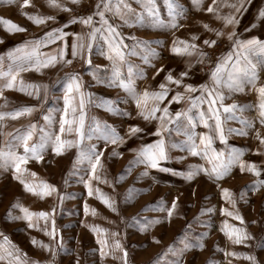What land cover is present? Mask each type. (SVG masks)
<instances>
[{
    "label": "rangeland",
    "instance_id": "obj_1",
    "mask_svg": "<svg viewBox=\"0 0 264 264\" xmlns=\"http://www.w3.org/2000/svg\"><path fill=\"white\" fill-rule=\"evenodd\" d=\"M133 1L122 0L120 13L104 15V20H101L97 14V5H100V11H104L105 0H96L93 6L87 3L78 8L72 0H59L71 11L51 7L47 0H30V5L24 8L21 7L22 0H0V17L10 19L26 29V31L8 32L0 23V71L6 73L12 69L15 72L17 58L24 55L25 48L32 51L35 48L34 42L40 44L36 50L41 56L58 55L59 51L63 50L65 57L63 62L42 68L40 71L25 64L26 70L15 72L17 87L14 88L3 87L7 80L0 76V91H2L0 111L14 112L23 106L34 107L31 114L16 118L4 116L0 119V147L7 150L6 145L10 143L13 151L23 154V142L16 137L31 131L29 143H38L45 133L54 135L59 132L60 118L65 111L64 96L68 73L77 74L81 81V91L85 95L86 128L94 126L96 122H99L101 126L106 123L115 127L120 136L125 137L122 143L109 142L107 145L103 138L99 137V133H94L91 139L85 137L83 146L95 144L104 153L101 158L103 167L98 168L97 171L99 179L90 180L93 188L91 196L83 183L84 180H89L87 165L80 164L73 168L77 154L75 146L68 148L61 155L53 153L49 146L43 153V160L38 162L35 159H29L25 165H22L28 170L21 174L27 182L44 180L56 186L57 193L43 199L26 191L20 181L14 179L13 169L10 166L8 168L0 166V245H3L7 251H13L15 246L25 264L29 261H40L41 264H76L77 259L79 264H122V251L117 249L114 243L118 239L128 252V264H172L176 253L168 250L169 245L175 242V247L180 249L183 247L181 241L194 243L200 239L203 247L196 246L185 250L182 254L183 264H264V247L259 246L261 242H264V187L254 188L257 182L264 181V145L260 144L256 135L257 131L264 135V124L260 122V112L255 110V105L259 106L261 103V100L258 102L260 98L255 104L245 91L230 90L226 83L219 85L230 92H237L238 94L233 97L243 106L242 109L227 112L226 119L229 122L225 127L227 139L222 142L218 134L214 132V125L206 130L202 129V125L199 126L197 103L189 107L191 100H187L184 95L179 102L171 101L177 91L186 92L185 88L165 81L169 71L178 78L181 72H187L188 75L182 78L183 84H192L196 86V89L206 79L210 81L211 73L219 63L218 59L224 48L221 39L224 35L218 37L212 30L199 31V26L210 24L213 29L222 28L226 33L236 30L249 19L259 0H243V8L239 12L229 7L230 4H236L238 0H216L215 13L207 11L209 5H213V0H176L178 5L176 11L179 15L175 17L169 15L166 0H154L157 15L159 20L163 21V25L154 23L147 17L146 12L144 22H138L136 14L144 9L141 0H138L139 6H134ZM118 2L120 0H111L112 11H115ZM124 4L130 5V9L124 8ZM24 13L54 16L55 20L36 24ZM217 13L220 17L231 14L237 22L226 24L223 18H217ZM81 16H92V22L79 30L77 26L74 28L79 21L75 23L70 21L73 17ZM104 21L117 22L130 27L141 26V28H127L121 31L116 29L119 36L115 37L113 42L121 43L122 38L125 37L129 41L125 51L144 52V61L130 62L136 73L133 82L138 93L143 92L144 89L156 91L161 83L167 84L168 95L163 101L158 102L160 107L166 105L168 108V115H165L163 120H145L139 115L135 101L119 86L118 80L113 86L98 81L97 77H109L112 71V63L106 58L109 49L105 37L111 38L108 30L100 29L96 32L95 39L91 41L92 48L90 50L85 48L83 52L78 50L77 55L73 57L72 45L78 42L76 34H79L81 40L88 42L92 33L91 28L96 26L93 23L103 24ZM173 21L176 24L191 25L190 30L185 28L167 30L166 24H171ZM54 28L62 29L66 35L60 38L53 36L51 42H45V33ZM193 35H196L198 39L192 41ZM186 36L191 37L190 42L193 43L199 42L201 36H207L204 38L215 40L216 43L211 47L198 45L197 51L191 56L173 54L170 50L173 42L175 41L177 46H182L180 41H188ZM149 48L153 49L154 53L149 52ZM200 51L207 55L200 57ZM209 54L212 55L211 58L208 57ZM89 59L91 64L87 62ZM69 60L70 64L67 63ZM232 65L230 63L225 65L226 70L222 73L224 81L227 80V70H230ZM161 66L163 70L157 72ZM128 67L129 63L120 65L122 79L128 78ZM140 72L143 75H140ZM21 79L26 83L40 85L39 94L34 92L33 95H29L27 92L20 91L19 80ZM245 84L244 87H246ZM45 85L46 91L43 87ZM29 91L33 90L29 89ZM89 93L92 94L91 97L88 96ZM68 95L70 96L68 116L72 118L71 108L78 109L80 93ZM105 103L114 104L120 112L108 111L106 106H101ZM156 103L151 98L147 100L148 107ZM172 105L176 109L184 108L188 116L195 121V127L191 128V132L195 135L197 144H199L200 134L213 136L214 149L223 150L225 155L233 148L242 150L239 159L254 162L261 174L257 176L247 170L241 171L237 161L229 173L218 181L203 172L195 174L191 180L187 179L186 175H180L181 172L186 174L190 165L203 164L205 167L210 165L202 156H194L186 150L171 147L173 144L183 142L186 139L184 133L190 128L186 116L180 117L174 124L167 127L166 121L169 115L175 117L178 112L170 111ZM211 107L214 108L212 104ZM206 113L212 116L209 110ZM157 115L159 116L160 113ZM46 116L50 119L45 120ZM75 117L79 119V111L75 113ZM235 117L246 119L251 125L246 128L247 135L227 131L245 127L241 120ZM134 124L139 125L144 131L129 137L128 128ZM32 125L34 127H31ZM158 126H162V132H165V135L161 136L165 144L169 146L170 157L166 161H161V166L175 170L176 174L151 169L143 163H132L129 167L130 162H133L136 157V152L130 149H138L143 144L153 143L159 139L160 137L154 135ZM65 138L73 139L74 136L66 135ZM113 150L122 155H112ZM32 172L37 175L32 176ZM145 172H147L146 175L143 174ZM121 176H123L122 179ZM97 188L100 190L99 193L95 192ZM223 188L230 189L232 199L236 201L235 208L229 200L222 197ZM129 189L133 190L130 200L126 199ZM242 191L243 199H241ZM101 194H106L108 198L115 201L117 211H112L102 202L99 198ZM173 199L177 200V207L171 218H168L167 208L171 206ZM17 202L30 211L53 212L54 210L47 221V228L49 231L52 229L54 220L56 238L52 239L43 230L45 227L43 219L38 220L37 227L28 228V221L9 218V209L12 210L14 217L23 215L19 208H12V205ZM161 202L164 210H161ZM85 203L88 205L87 214ZM206 208H213L214 211L202 213L201 210ZM222 208L230 211L238 209L244 217V223L241 224L233 217L223 215ZM133 217H136L141 224L155 218H159L160 222L141 231L134 223ZM225 220L246 230L249 238L243 243H234L224 231H221L222 222ZM93 226L96 227L95 231ZM203 233L207 234L202 236ZM4 237L8 238V242L4 241ZM33 237L37 241L50 244L54 253L39 244L34 245ZM61 238L63 249L59 247ZM98 240H105L107 243L101 245ZM101 251L104 252L103 257ZM231 253H246L254 256L255 261L247 259L244 255H231ZM0 264H8V262L0 261Z\"/></svg>",
    "mask_w": 264,
    "mask_h": 264
},
{
    "label": "snow or ice",
    "instance_id": "obj_2",
    "mask_svg": "<svg viewBox=\"0 0 264 264\" xmlns=\"http://www.w3.org/2000/svg\"><path fill=\"white\" fill-rule=\"evenodd\" d=\"M48 4L51 7L59 8L64 11H71L68 9L64 4L60 3L59 0H47ZM73 3H79V0H72ZM120 3H122V0L117 3L116 5V12L120 13ZM216 3V0H213V5H209L207 8V11L210 13H215L216 8L214 7ZM142 8L144 11L141 13H137V20L140 23H143L145 20V12L147 13V17L150 18L154 23H159L163 25V21L159 20V17L157 15V9L154 5V0H141ZM166 4L169 9V15L170 16H178L179 12L176 11L178 8V5L176 4V0H166ZM30 5V0H22L21 7H28ZM124 8L130 9V5L124 4ZM105 10H112L111 9V0H108V2L104 3L103 5ZM229 7L236 9L237 12H239L243 8V0H238L236 4H230ZM97 14L101 17V20H104V12L100 11V5H97ZM24 15L27 16L28 19L32 20L36 24H42L49 20H55L54 16H47V15H38V14H30V13H24ZM259 16L264 18V9L260 10ZM217 18H223L226 24H235L237 21L235 20V17L233 15L220 17L217 13ZM81 22L85 25H88L92 22V16H86V17H73L70 22ZM0 23H2L5 26L6 31L8 32H19V31H26L22 26L19 24L13 22L10 19L0 17ZM104 23H107V21H104ZM171 27H177L178 25L175 23V21L171 22L169 25ZM205 28H208V25H204ZM216 32L217 36L225 35L222 31L215 30V29H209ZM100 31L99 29H93L91 36L88 38V42H85L81 40L79 34L77 35V41L74 42L72 45V55L75 57L78 53V50L80 52H83L85 48L91 49L92 43L91 41L95 39L96 32ZM108 32L110 34L109 36H106L105 39L108 42V54L106 58L111 61L112 63V71L111 75L109 77L105 78H99L97 77L98 81L101 83H108L109 86H113V84L118 80L119 86L123 88L129 96L135 101L136 107L139 110V115H141L145 120L149 119H164L165 115H168V108L165 105L164 107H160L159 101H163L169 92V88L167 87L166 83H161L159 85V89L156 91H149L148 89H144L143 92L138 93L134 82L133 77L136 75L133 70V66H131L130 62L125 61L126 55L135 54L132 52L125 51L126 45H123L122 43H114L113 40L115 37L119 36V33L116 31V29L109 24L108 25ZM66 35V33L63 32L60 28H54L50 32L45 33V42H51V39L53 36H56L57 38H60V36ZM227 37L229 40L234 41V47H236L238 50H241L243 52H248L251 50H259L261 53H264V41H260L259 38L253 37L249 40L241 41L236 39L234 32H228ZM198 39L196 35L192 36V41H195ZM203 43L209 47L212 45H215V40H204ZM35 48L32 51H29L27 48L24 50V55L19 56L17 58V64L15 72L24 71L26 70L24 65L28 64L32 68H34L36 71H40L42 68H46L49 66H55L57 63L63 62L64 57V51L60 50L58 55H45L41 56L39 52L36 50L39 48L40 44L38 42H34ZM180 44L182 46H177L175 41L173 42V45L171 47V52L173 54L177 55H184L187 54L189 56L193 55L194 52L197 51L198 45H196L193 42H189L187 40L180 41ZM149 52H153V49H148ZM207 53L200 51L199 56L205 57ZM232 56L228 57V60H231ZM246 60V66H241L240 60L241 57L239 54H236V63H234L230 70H227V80L224 81L222 77V73L226 70L225 65L227 64V61H224L223 63H217L215 66V69L212 71L211 75L213 78V81L216 85H220L221 83H226L227 87L231 90L234 89L235 91H244V83H251L255 84L257 77V68L255 64H252L251 61H248L247 58H244ZM33 61H35L33 63ZM89 64H91V59L87 61ZM67 63H71V61H67ZM123 63H129L128 67V78L122 79L121 78V71H120V65ZM264 63V61H262ZM100 70V69H97ZM104 71H107V69H103ZM163 70V66H161L160 69H157V72H160ZM15 72L10 69L8 72L0 71V76L5 77L7 80V83L3 85V87L7 88H14L17 87V75ZM140 75H143L142 72L139 73ZM95 75V74H94ZM187 72H181L179 78L174 76L171 71L167 73L165 76V81L169 83H175L178 86H183L186 90V92H194L196 91V86L192 84H183L182 78L187 76ZM67 83L65 85L66 87V93L64 96L65 100V111L64 114L60 118V125H59V132L53 134L45 133L38 143H29L31 140V131H29L26 135L18 136L17 139L22 140L23 147H24V153L19 154L12 150V145L9 143L6 145L7 150L5 148L0 147V166L8 168L9 166L13 169V177L14 179L20 181V183L24 186L25 190L32 193L33 195H36L43 199L46 196H50L53 193H57L56 186L54 184H50L47 181L40 180L38 182L29 183L27 182L23 176L21 175L24 171H28L27 169L23 168L22 165H25L29 159H35L36 161L43 160V153L45 150L51 146V150L56 155H61L64 151H66L68 148H71L75 146L77 148V154L76 158L73 162V168L75 169L80 164H86L88 169V175L89 180H84L83 183L88 188V194L91 196L93 195V188L90 184V180L95 178L99 179V176L97 175L98 168L103 167L102 163V156H103V150L98 149L95 144H89L86 147L83 146V141L85 137L87 136L89 139H91V136L94 133H99V137H102L103 140L107 143L112 144H118L122 143L125 139V137L120 136V134L117 132L115 127L104 124L101 126L99 122H96L94 126H89L86 128L85 126V115H84V107H85V95L81 91V81L77 74L75 73H68L66 74ZM40 85L35 83H26L22 79L19 80V90L22 92H27L29 95L39 94ZM45 91L47 90V86H43ZM206 87V86H201ZM29 89H32L33 91H29ZM261 103L259 105L260 107V122L261 124H264V86H261L257 89ZM69 93H80V100H79V106L77 108H71V112L73 113L72 118H69L68 113L70 109V96ZM210 97L219 96L221 101L223 100V95L220 93H213L212 91H209ZM0 95H2V91H0ZM91 93L88 94L89 97H91ZM151 98L155 102H157L154 106L148 107L147 100ZM181 99H183V94L180 92H176L175 95L172 96L171 101L179 102ZM170 101V102H171ZM210 108L209 111L212 113V116L215 118V125H214V132L218 134L219 139L224 142L226 141V135H225V129L222 126L220 116L217 114V111L215 108L211 107V104L215 103V99L209 101ZM101 106H106L108 111L110 112H117L119 113V108L115 107L112 103H105ZM242 105L238 104H231V105H225L224 111L225 112H233L236 109H242ZM34 111L33 106H23L19 109H17L14 112H3L0 111V119H2L4 116H12L13 118L19 117L21 115L25 114H31ZM79 111V119H76L75 113ZM160 113L158 116L157 114ZM127 114V113H125ZM181 116H186L190 128L188 131H185L184 135L186 139L179 143V144H173L171 147L180 148L182 151H188L191 155L194 156H202L210 165V167H205V165H190L189 171L185 174L183 172L179 173L180 175H186V178L191 180L193 176L197 173L203 172L205 174H208L212 177H214L217 181L223 178L226 174L229 173L231 167L233 164H235L237 161L239 162L240 170L241 171H249L251 173H254L255 175L259 176L261 174L260 169L254 162H245L243 160H240L239 157L242 155V150H238L236 148H233L231 152H229L227 155H225L223 150L217 151L213 148V136L207 135V134H200L199 135V144L196 142L195 135L191 132V128L195 127V121L192 119L191 116H188L186 112H180L178 111L175 114V117H171L169 115L167 123H171L173 119L179 118ZM212 116L206 118V114L204 112H201L199 114L200 121L204 124L206 128H211L212 126L209 124V119L212 118ZM241 120V123L245 126L244 128H238V129H228V132H235L239 135H247L246 128L250 127L251 125L246 119L235 117ZM50 117L46 116L45 120H49ZM31 127H34L32 125ZM144 130L139 125H130L128 128V136H136L139 133H142ZM162 132V126H158L155 130L154 135L160 137L153 143L143 144L138 149H130L131 151L136 152V157L133 162H130L129 167H131L132 163H143L147 166H149L151 169H159L161 171L165 172H173L175 173V170L169 169V168H163L161 166V161H166L170 157L168 155V149L169 146L165 144V141L163 137L161 136ZM66 135H72L74 136L73 139H67L65 138ZM257 138L260 140V144L264 145V135H261L259 131L256 133ZM259 151V149L257 150ZM112 155H122V153H117L115 150H113ZM178 159H182V157H178ZM147 174V172L143 173ZM32 176H36L37 174L35 172L31 173ZM123 176H121V179ZM255 187H264V181L257 182ZM132 189H129V195L126 196V199H131ZM95 192L99 193L100 190L97 188L95 189ZM221 195L223 198L229 200L233 208H235L236 201L232 199V194L230 189L223 188L221 190ZM244 192H241V199H243ZM102 202L108 206L112 211H117V208L115 206V201L108 198L106 194H101L99 197ZM62 199V197H60ZM177 207V200L173 199L171 202V206L167 208V215L168 218H171V216L174 213V210ZM12 208H19L20 211L23 213L22 216H12V210L9 209L8 216L11 219H24L28 221V228H33L38 226V220L43 219L45 221V227L43 230L46 232V234L51 237L52 239L56 238V229H55V222L52 221L53 227L49 231L47 228V221L49 218L53 215V212L48 211H30L27 207H24L20 203H14L12 205ZM161 210L163 209L162 202H161ZM214 211L213 208H206L202 209L201 212H209L211 213ZM88 212V205L85 203V213ZM95 212V210H93ZM221 213L223 215L233 217L234 219L241 222V224L244 223V217L239 213L238 209L235 211H230L227 208H222ZM34 218L36 220L34 221ZM133 221L136 225L139 226V229L141 231H145L149 226L159 223L160 219L155 218L151 221H146L145 223L141 224L139 220L136 217H133ZM210 223V221L208 222ZM255 223V221H253ZM93 230H96V227L93 226ZM221 231H224L226 235L230 239L233 240L234 243H243L245 240L249 238V234L246 230L241 229L239 227H236L235 225H232L228 223L227 220L222 222ZM207 233L201 234L206 235ZM115 235V234H114ZM156 239L155 237L153 238ZM4 241L8 242V238L4 237ZM159 242V241H157ZM10 243V242H9ZM32 243L39 244L41 247L45 249H49L50 251L54 250L51 248L50 244H45L43 241H37L34 237L32 238ZM98 243L101 245H105L107 242L105 240H98ZM115 247L117 249H121L123 257H122V264H128V252L126 249H124L120 243V240H115ZM183 244V247L180 249H177L175 247V242L173 245H169V251L176 253L175 259L172 262V264H183V257L182 254L185 250L191 248V247H203L202 240L198 239L194 243H189L185 241H181ZM259 246L264 247V242H261ZM61 249L64 248L62 238L61 243L59 245ZM65 251H69L68 249H64ZM19 250L15 249V246H13V251H7L3 248V245H0V261H7L8 264H25L24 261L21 260L20 255L18 254ZM26 256V254H24ZM104 252L101 251V256L103 257ZM231 255H244L247 259L255 261V257L251 256L246 253H231ZM28 264H41L40 261H29ZM76 264H79V260L77 259Z\"/></svg>",
    "mask_w": 264,
    "mask_h": 264
},
{
    "label": "crops",
    "instance_id": "obj_3",
    "mask_svg": "<svg viewBox=\"0 0 264 264\" xmlns=\"http://www.w3.org/2000/svg\"><path fill=\"white\" fill-rule=\"evenodd\" d=\"M106 1H108V0H105V3H106ZM138 2H139L138 0H134L133 1V5L134 6H139ZM87 3H89L91 6H93V4L96 3V0H79V3H75V5H76L75 7L78 8V7H80L82 5H85ZM111 9H112V7H111ZM262 9H264V0H259L257 5L255 6V9H254L252 15L249 17V19H247L239 27H237L236 30L233 29V30L230 31V32H234L236 39L241 40V41H245V40H249V39H251L253 37H257V38H259L260 41H264V18L259 16V12ZM112 10L111 11L110 10L109 11L108 10H104L103 11L104 15H107V14L108 15H114V14L117 13L116 10L115 11H112ZM79 23L80 22H78L74 26V28L77 26V29L81 30V27L84 26L85 24H79ZM93 24H94V26L95 25L96 26L91 28V30H93V29H99V30L102 29L103 31H105V30H108V25L109 24H111L115 29H119V31L126 30L127 28L128 29L141 28L140 25H132L130 27V26H127V25H124V24H121V23H117V22L116 23H112V22L111 23H103V24H99V23L95 24V23H93ZM169 25H170L169 23L166 24V29L167 30H174L175 28H185V29H189L190 30L189 27H191V25L188 26L186 23L177 24L178 25L177 27H171ZM86 26H89V24L86 25ZM209 29H213L210 24H209L208 28H205L204 26H199V28H198L199 31H202V30L208 31ZM217 30H219V28ZM219 31H223V29L221 28ZM223 33H225V35L221 39H222L224 48H223L222 53H221V55H220V57L218 59V62L219 63L220 62L223 63L224 61H227V63L234 64V63H236V54H239L240 57H241L240 64H246V60L244 59L246 57L248 61H251L252 64L256 65L258 79L256 80L255 84L246 83L245 84L246 87L243 86L244 89H245L244 91H245L246 95L250 96V99L252 101H254V103L256 104L257 103V99L260 98L257 89L259 87H261V86H264V63H262V61H264V53H261L258 49L257 50H251V51H248V52H243L241 50H238L236 47H234V41L228 39V37H227V33L228 32L226 33V32L223 31ZM186 37L188 38V41L190 42L191 41V37H188V36H186ZM204 37H207V36H203V37L201 36V39H199V42H195V44L196 45H201V46L205 45L203 43V41L206 40V38H204ZM218 37H220V36H218ZM221 39H217V40H221ZM121 43L123 45L127 46L129 41L127 39H125V37H124V38H122ZM144 56H145L144 52L135 51V54L126 55L125 56V61H128V62L144 61ZM229 56H232L231 60H228ZM212 79L213 78H210V81H213ZM210 81L208 79H206L205 82L200 83L199 86L197 87L196 91H194V92H185L184 91V92H181V93L184 96H186L187 100H191V103H190L189 107L197 103V108H198L199 114L201 112H204L206 114V118L210 117L206 113L209 110V108H210V103L208 101H210V100H212L214 98L215 99V103H213L212 106L216 109L217 114L220 116L222 126L225 129L226 125H228L229 122L226 119L227 112L224 111V106L225 105H231V104H234L235 102L239 101V100H236V98L233 97V95H236L238 93L235 92V91L230 92V91H228L226 89H223V88L219 87V85H216L214 83V81L213 82H210ZM201 86H206V87L202 88ZM209 91H212L213 93L222 94L223 95V100L221 101L219 96L210 97L209 94H208ZM258 102H260V99L258 100ZM236 104H238V102ZM238 105H240V104H238ZM170 107H171L170 111H175V112L180 111L181 112V111L185 110L184 108L176 109V108H174V105H172ZM236 110H239V109H236ZM251 110H253V109H251ZM255 110H257V112H260V107L258 105H255ZM179 118L173 119L172 120L173 123H169L168 124L166 122L167 127H169V125H171V124H174ZM198 123L200 124L199 126L202 125V129L203 128L205 130L207 129L204 126V124L200 121L199 115H198ZM209 124L211 126L215 125L214 116H212V118L209 119ZM164 133L165 132H162L161 135L164 134Z\"/></svg>",
    "mask_w": 264,
    "mask_h": 264
},
{
    "label": "built area",
    "instance_id": "obj_4",
    "mask_svg": "<svg viewBox=\"0 0 264 264\" xmlns=\"http://www.w3.org/2000/svg\"><path fill=\"white\" fill-rule=\"evenodd\" d=\"M208 57H210V58H211V57H212V55H211V54H209V55H208Z\"/></svg>",
    "mask_w": 264,
    "mask_h": 264
}]
</instances>
